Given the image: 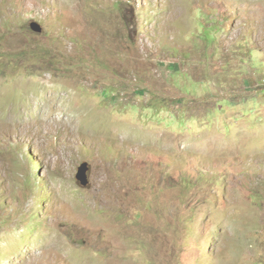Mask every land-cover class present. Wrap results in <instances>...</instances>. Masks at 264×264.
Returning <instances> with one entry per match:
<instances>
[{"label": "rangeland", "instance_id": "rangeland-1", "mask_svg": "<svg viewBox=\"0 0 264 264\" xmlns=\"http://www.w3.org/2000/svg\"><path fill=\"white\" fill-rule=\"evenodd\" d=\"M0 264H264V0H0Z\"/></svg>", "mask_w": 264, "mask_h": 264}, {"label": "water", "instance_id": "water-1", "mask_svg": "<svg viewBox=\"0 0 264 264\" xmlns=\"http://www.w3.org/2000/svg\"><path fill=\"white\" fill-rule=\"evenodd\" d=\"M30 29L36 33L42 32V26L40 25L39 22L33 20L29 23ZM90 170V165L87 161H83L77 168L76 172V179L78 181V184L86 188L90 185L89 183V178H88V173Z\"/></svg>", "mask_w": 264, "mask_h": 264}]
</instances>
